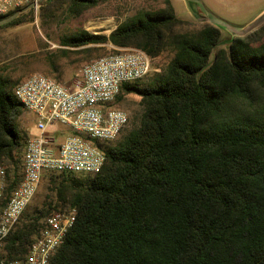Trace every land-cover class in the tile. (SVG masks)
Returning <instances> with one entry per match:
<instances>
[{"label":"trees","instance_id":"16d2710c","mask_svg":"<svg viewBox=\"0 0 264 264\" xmlns=\"http://www.w3.org/2000/svg\"><path fill=\"white\" fill-rule=\"evenodd\" d=\"M62 2L74 17L100 4L50 0L43 10ZM16 12L0 29L34 15ZM222 36L213 24L179 18L163 0L109 35L82 30L62 40L80 54L112 45L172 58L148 84L122 88L117 100L136 94L143 113L117 145L100 144L99 174L49 178L56 200L27 210L8 244L12 257L47 216L74 208L77 221L52 264H264V26L226 48ZM14 89L0 75V166H8L12 189L27 145L15 124L24 107Z\"/></svg>","mask_w":264,"mask_h":264},{"label":"built area","instance_id":"2783aa9c","mask_svg":"<svg viewBox=\"0 0 264 264\" xmlns=\"http://www.w3.org/2000/svg\"><path fill=\"white\" fill-rule=\"evenodd\" d=\"M38 1L0 0V19ZM153 71L154 59L145 51L120 49L86 64L82 80L73 88L41 74L16 86V99L36 115L37 132L26 145L16 188H11L7 169L0 167V264H52L75 226L76 209L47 216L40 233L19 257L9 253L10 238L46 174L94 176L102 171L106 155L100 144L116 141L130 122L128 112L115 106L122 88Z\"/></svg>","mask_w":264,"mask_h":264},{"label":"rangeland","instance_id":"374dc122","mask_svg":"<svg viewBox=\"0 0 264 264\" xmlns=\"http://www.w3.org/2000/svg\"><path fill=\"white\" fill-rule=\"evenodd\" d=\"M49 1L39 0V5L30 9L34 11V15H27L28 21L0 29V75L12 82L13 89L33 74H41L66 87L77 86L82 80L81 72L86 64L117 53L120 49L105 45L94 51L80 54L61 46L65 37L82 30L109 35L119 24L129 20L138 11L158 8L163 3V0H100L97 7L80 17H74L68 11L69 4L64 2L54 3L53 11L43 10ZM171 1L179 18L194 21L198 26L209 23L221 29L222 48L228 47L234 37H246L252 34H241V32L264 15V0ZM30 10L24 11L23 14ZM263 26L264 23L255 31ZM63 51H67V54ZM171 58L170 53H165L155 59L154 71L148 77L133 84L140 86L148 84L154 77L164 73ZM140 100L141 98L136 94L123 93L121 100L116 101L115 106L128 112L130 122L121 136L108 144L109 146L117 145L138 124L143 113ZM15 124L23 135L25 143H28L37 132L36 115L26 109ZM22 163L21 160L19 166H22ZM0 167L8 169L6 165ZM59 175L61 174L45 175L29 206L28 215L36 209H42L44 204L56 200V187L49 178Z\"/></svg>","mask_w":264,"mask_h":264},{"label":"water","instance_id":"95a60500","mask_svg":"<svg viewBox=\"0 0 264 264\" xmlns=\"http://www.w3.org/2000/svg\"><path fill=\"white\" fill-rule=\"evenodd\" d=\"M37 5H39V3H32L29 6L24 8V11H28L30 9L35 8ZM20 15V12H16L14 13L12 16L1 19L0 20V27L7 25L11 22H13L15 19H17ZM209 20V19H208ZM264 23V15L258 19L257 21H255L254 23H252L251 25H249V27L247 29H245L243 32H241V34H246V33H253L257 28H259L262 24ZM241 37V36H239Z\"/></svg>","mask_w":264,"mask_h":264},{"label":"crops","instance_id":"0c3cea01","mask_svg":"<svg viewBox=\"0 0 264 264\" xmlns=\"http://www.w3.org/2000/svg\"><path fill=\"white\" fill-rule=\"evenodd\" d=\"M116 29V28H115Z\"/></svg>","mask_w":264,"mask_h":264}]
</instances>
